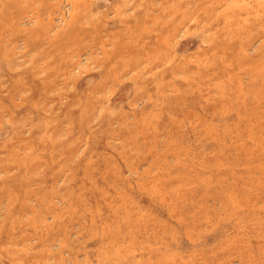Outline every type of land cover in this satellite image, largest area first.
<instances>
[{"label":"rangeland","instance_id":"obj_1","mask_svg":"<svg viewBox=\"0 0 264 264\" xmlns=\"http://www.w3.org/2000/svg\"><path fill=\"white\" fill-rule=\"evenodd\" d=\"M0 264H264V0H0Z\"/></svg>","mask_w":264,"mask_h":264}]
</instances>
